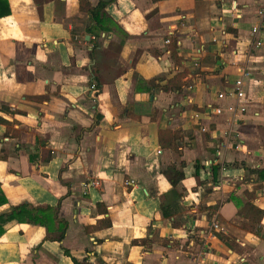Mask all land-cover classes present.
<instances>
[{"label": "crops", "instance_id": "crops-1", "mask_svg": "<svg viewBox=\"0 0 264 264\" xmlns=\"http://www.w3.org/2000/svg\"><path fill=\"white\" fill-rule=\"evenodd\" d=\"M99 1L0 16V264H264V0Z\"/></svg>", "mask_w": 264, "mask_h": 264}, {"label": "trees", "instance_id": "trees-1", "mask_svg": "<svg viewBox=\"0 0 264 264\" xmlns=\"http://www.w3.org/2000/svg\"><path fill=\"white\" fill-rule=\"evenodd\" d=\"M110 2H111V0H100L95 7L89 9L88 12L90 14L91 19L94 21V24L90 25L87 28L88 31H91L92 28H95L96 27L95 24L96 25L98 24V29L99 28L104 29V27H101V26L99 27V25H102L101 16L103 15V11H104L105 7ZM8 12H9V10H8L7 0H0V16H4V15L8 14ZM161 135H162V137L165 136V139L167 140L164 143L162 140L161 143H162V145L164 144L163 146L175 147V140L178 138V134H176L175 132L167 131V132H161ZM216 168H218V167H216ZM162 172L166 176L168 181L174 187L184 177L183 171L178 169L174 164L168 165L167 167H165L163 169ZM255 172L258 173L260 179H264V170L263 169L255 170ZM244 195L247 196L248 200L239 209V214L244 218L243 222L241 223L240 226L243 229L249 230L251 232H258L261 219L264 215V211L262 209H260L259 207H257L253 203V199L255 198L254 192L244 191ZM0 203H1V201H0ZM16 215H17V213L15 211H12V212L6 213V214H2V215H0V222H2V223L6 222V221L14 218ZM103 225L109 226L110 225L109 220L104 221ZM65 229H66V223L62 222L61 231H60L59 235L56 237V239L58 241H60L63 238ZM73 262H74V264H89L87 262L78 261L75 258L73 259Z\"/></svg>", "mask_w": 264, "mask_h": 264}, {"label": "built area", "instance_id": "built-area-1", "mask_svg": "<svg viewBox=\"0 0 264 264\" xmlns=\"http://www.w3.org/2000/svg\"><path fill=\"white\" fill-rule=\"evenodd\" d=\"M259 14L262 17H264V11L263 10L262 11H259ZM260 30H261L260 26H253L252 29H251V33H252V35L255 36ZM262 45H263L262 40H260V39H256L255 40V46L260 47ZM90 88L92 90H95V85L94 84L90 85ZM226 95L229 96V97H233L235 99V101H236V104L233 107L234 108V112L235 111L242 112V111L245 110V108L240 104V103H242L243 99L246 98V94H245V92L243 90V79L242 78H238L235 81L234 89L231 90L230 92H228ZM218 96L220 98H222V97H224V94H219ZM216 111L219 113L220 112V109H217L216 108ZM133 183L134 182L132 180H126L125 181V184L126 185H131ZM214 226L217 227V225H214Z\"/></svg>", "mask_w": 264, "mask_h": 264}]
</instances>
